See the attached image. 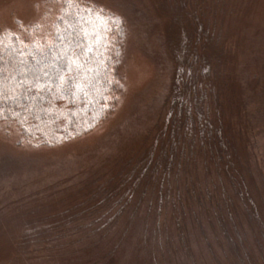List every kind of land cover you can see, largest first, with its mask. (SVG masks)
I'll return each instance as SVG.
<instances>
[{
  "label": "rangeland",
  "instance_id": "rangeland-1",
  "mask_svg": "<svg viewBox=\"0 0 264 264\" xmlns=\"http://www.w3.org/2000/svg\"><path fill=\"white\" fill-rule=\"evenodd\" d=\"M64 1L0 0V34L49 40ZM83 1L125 21L124 91L59 145L20 143L0 122V264L261 259L264 0ZM114 205L108 234L62 227Z\"/></svg>",
  "mask_w": 264,
  "mask_h": 264
},
{
  "label": "trees",
  "instance_id": "trees-1",
  "mask_svg": "<svg viewBox=\"0 0 264 264\" xmlns=\"http://www.w3.org/2000/svg\"><path fill=\"white\" fill-rule=\"evenodd\" d=\"M125 37L122 16L83 0L62 3L49 40L27 42L12 30L3 31L0 122L14 124L20 143L34 146L59 145L98 128L124 91ZM115 206L79 211L62 227L86 225L89 234L98 224L108 234L121 215ZM250 264H264V256Z\"/></svg>",
  "mask_w": 264,
  "mask_h": 264
},
{
  "label": "snow or ice",
  "instance_id": "snow-or-ice-1",
  "mask_svg": "<svg viewBox=\"0 0 264 264\" xmlns=\"http://www.w3.org/2000/svg\"><path fill=\"white\" fill-rule=\"evenodd\" d=\"M101 19H103V17H101Z\"/></svg>",
  "mask_w": 264,
  "mask_h": 264
}]
</instances>
